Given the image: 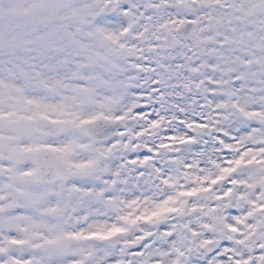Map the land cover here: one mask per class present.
Masks as SVG:
<instances>
[{
  "label": "snow or ice",
  "instance_id": "snow-or-ice-1",
  "mask_svg": "<svg viewBox=\"0 0 264 264\" xmlns=\"http://www.w3.org/2000/svg\"><path fill=\"white\" fill-rule=\"evenodd\" d=\"M0 264H264V0H0Z\"/></svg>",
  "mask_w": 264,
  "mask_h": 264
}]
</instances>
